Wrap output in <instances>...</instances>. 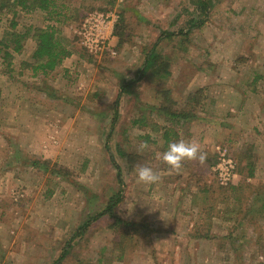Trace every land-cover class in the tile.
<instances>
[{
	"label": "rangeland",
	"instance_id": "obj_1",
	"mask_svg": "<svg viewBox=\"0 0 264 264\" xmlns=\"http://www.w3.org/2000/svg\"><path fill=\"white\" fill-rule=\"evenodd\" d=\"M204 2L62 0L51 16L17 13V29L56 26L71 54L36 77L24 66L32 39L11 70L0 57V264H52L71 238L60 264H264V0ZM108 9L120 40L90 54L75 30ZM3 12L0 37L12 19ZM151 50L168 76L148 72L119 94ZM180 140L197 143L204 161L164 163ZM217 147L235 163L228 185L212 171ZM111 158L123 178L115 215L134 224L115 228L106 215L73 238L121 188ZM140 166L161 179L138 182Z\"/></svg>",
	"mask_w": 264,
	"mask_h": 264
},
{
	"label": "trees",
	"instance_id": "obj_2",
	"mask_svg": "<svg viewBox=\"0 0 264 264\" xmlns=\"http://www.w3.org/2000/svg\"><path fill=\"white\" fill-rule=\"evenodd\" d=\"M58 1L62 0H0V12L5 11L12 14L10 24L4 28L0 37V57L6 64L8 70H11L10 65L13 59V53H20L24 47V42L28 38L34 41V46L32 48L30 61L24 62V66L25 68L30 70V75L32 77H36L38 75L47 76L48 73L53 71L65 57L71 54L67 49V46L61 43L60 38H58L56 34V26H54L53 24H48L47 26H44L42 28L33 29L31 26L24 27V29L21 30L17 29L18 23L14 20L19 11H23L29 14L43 13L46 16H51L56 13L57 7H61L63 5L61 3L58 4ZM111 1L114 2V0ZM197 2L199 3V5H201L200 7L202 10H205L207 8L204 0H197ZM57 14L59 15V12H57ZM54 21L59 22V17ZM114 35L118 37V40H120V33L115 32ZM163 64L164 61L159 54L153 52V50H151V52H148L145 55L142 64L138 68L135 79L126 82L125 85H121L119 94L126 92L125 89H127L130 84L141 80L148 72H153L157 76L160 75L159 77L161 78L167 77L169 72ZM114 108L115 116L113 118L112 124L114 123L115 117L117 116V103L115 104ZM160 110L165 111V108H162ZM168 114L167 115L169 118H172L176 121H178L179 118L181 120H186L188 117V113L186 112H175L169 110ZM142 120L143 117L138 120V123L140 122L142 125H144V122ZM121 156L124 157L125 153H121ZM126 157H129V159H131L134 156L128 155ZM111 161L116 169V179L121 188L117 192L112 193V195L108 197L105 203L102 204L101 208L94 210L93 213L89 212L87 214L86 220L80 226H78L75 234L73 235V238L81 236L86 231L91 222L96 221L106 215L113 217L112 225L115 228H120L121 226H133L134 224L133 222L120 219L115 215V209L122 199L123 178L120 167L113 160V158H111ZM39 163L40 161L31 159V165L33 167ZM42 163L43 165L47 166V162L44 161ZM50 173L60 174V171L58 169H52ZM248 175L249 177L252 176V172H249ZM71 239H69L66 243L67 249H64L52 264H60L64 257H66L69 249L71 248Z\"/></svg>",
	"mask_w": 264,
	"mask_h": 264
},
{
	"label": "built area",
	"instance_id": "obj_3",
	"mask_svg": "<svg viewBox=\"0 0 264 264\" xmlns=\"http://www.w3.org/2000/svg\"><path fill=\"white\" fill-rule=\"evenodd\" d=\"M116 7L125 0H114ZM119 20L115 9L93 10L87 13L75 30L80 46L90 54L111 52V42L114 38V27ZM212 171L221 185H228L236 177L235 163L232 158L219 147Z\"/></svg>",
	"mask_w": 264,
	"mask_h": 264
},
{
	"label": "clouds",
	"instance_id": "obj_4",
	"mask_svg": "<svg viewBox=\"0 0 264 264\" xmlns=\"http://www.w3.org/2000/svg\"><path fill=\"white\" fill-rule=\"evenodd\" d=\"M140 147L144 148L145 145L142 144ZM159 158L170 168L179 170L184 160L198 159L203 162L205 156L201 153L197 143L180 140L169 143ZM136 173L138 182L146 185L155 184L161 179L160 175L149 166L138 167Z\"/></svg>",
	"mask_w": 264,
	"mask_h": 264
}]
</instances>
